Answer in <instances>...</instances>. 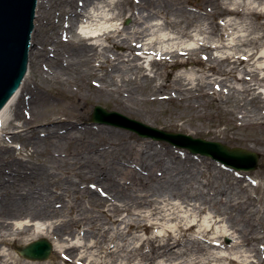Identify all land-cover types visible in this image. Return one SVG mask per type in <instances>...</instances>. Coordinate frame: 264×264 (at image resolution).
Instances as JSON below:
<instances>
[{"label":"bare ground","instance_id":"bare-ground-1","mask_svg":"<svg viewBox=\"0 0 264 264\" xmlns=\"http://www.w3.org/2000/svg\"><path fill=\"white\" fill-rule=\"evenodd\" d=\"M233 1L237 6L246 2ZM129 2L134 5L132 9H138V14L129 9L133 27L119 29L111 24L87 28L81 33L76 31L80 19L88 26L112 23L126 11L123 1L37 0L35 27L56 31L37 41L34 59L48 65H43L46 70L39 74L40 79L71 85L80 97L87 85L91 96L108 95L120 107L134 110L137 103L156 100L139 98L143 93L142 78L154 80V76L139 73L144 70L141 60L152 53L176 59L188 51L221 47L204 40H197L195 47H183L176 41L185 34L183 28H178L175 36L161 34L168 26L179 25V21L171 20L169 13L156 7L152 0ZM182 3L173 5L178 7ZM55 8L63 12L62 22L54 19L55 15L51 17ZM154 17L161 22L149 23ZM116 46L123 51L113 50ZM262 58L264 54H258L257 60ZM28 64L22 86L12 92L0 109V148L7 149L6 157L0 154V264H48L49 261H24L9 249L6 252L1 248L41 237L57 238L52 242L55 256L67 264H264V215L256 223L251 220L256 212L250 208L245 214L250 229L234 223L218 229L224 220L233 218L232 210L245 212L250 206L245 196L235 190L242 183L239 173L230 176L216 170L211 180L185 183L177 171L190 166L178 164L182 162L175 155L179 148L164 149L173 159L170 164L160 160L154 142L143 138L133 142L120 140L112 128L82 124L83 115H73L75 122L57 115L47 118L45 124L34 123L46 97L33 76L26 81ZM260 69L264 70V65ZM183 79L184 74L177 77L179 82ZM170 86L171 81L166 79L157 90ZM175 89L181 93L184 87L180 84ZM148 116L151 117L149 113ZM11 128L15 130L10 131ZM17 137L24 138L25 146L32 148L26 159L15 155L9 147ZM65 146L69 148L63 150ZM209 167L205 165V172L210 173ZM53 168H72L83 182L73 180L71 186L58 187L51 177ZM63 200L68 211L66 219L59 218L57 208ZM188 208L194 216L212 210L209 224L204 226L195 218L183 226V218L178 214ZM121 210L135 214L136 218H118L117 212ZM166 218L178 222L175 228L146 237L138 234L160 227L159 220ZM13 219L22 221L15 223ZM148 219L150 223H146ZM110 224H116L117 242L109 235ZM188 232L198 233L187 237ZM64 233L70 237L63 236ZM89 237L92 240L88 244L85 239ZM223 237L232 241L226 244ZM76 238L83 240L74 243Z\"/></svg>","mask_w":264,"mask_h":264},{"label":"rangeland","instance_id":"rangeland-1","mask_svg":"<svg viewBox=\"0 0 264 264\" xmlns=\"http://www.w3.org/2000/svg\"><path fill=\"white\" fill-rule=\"evenodd\" d=\"M122 1L127 9L114 22L88 26V23H83L84 19H80L77 23L76 31L82 33L87 31V28L96 29L111 24L119 29L133 27L131 11H136L138 14V9H132L134 5L129 0ZM152 1L164 13L168 12L171 20L180 22L179 25H172L163 29L161 34L175 36L176 30L181 27L185 34L176 41L181 42L183 47H195L197 40H204L221 47L211 50L188 51L186 54L176 57V59L171 57L160 58L154 53L148 55L140 61V64L144 66V70L139 73L154 76V80L148 82L145 78H142L141 91L143 93L139 98L147 96V98L156 100L137 103L136 106L134 105V110H131L120 107L111 96H91L87 85L84 87L83 92L85 97H80L71 85L56 84L54 81L40 79L39 74L45 71L46 69L44 70V68L48 67V65L45 66L44 61H36L34 59L35 48L31 46L33 69H31V63H29L26 81H30V77L33 76L42 94L46 97V102L41 106L40 115L34 123L38 125H41V123L45 124L47 118L57 115L75 122L77 119L72 117L73 115H83L82 124L92 127L112 128L117 132V136L121 138L120 140L124 139L133 142L136 138H143L154 142V146L160 151L158 154L160 160L170 164L173 163V159L164 153L166 147L172 151L175 149L168 142L140 136L119 126L92 121L91 113L93 107L99 105L107 110H114L129 118L162 130L220 141L230 147L254 150L260 155L258 167L254 170L239 171L220 166L216 160L204 155L190 153L183 147H176L180 150L175 153L182 161L178 163L180 166H190V169L183 168L177 171L180 172L181 180L185 183L201 184V182L211 180L212 174L216 173V170H220L230 176H234L236 173L241 175L242 183L239 187L236 186L235 190L239 191L241 196H245L250 206L245 208V212L240 209L232 210L234 215L232 219H228L224 215L225 219L228 220H224V223H221L218 229L223 230L228 223L238 224L250 229V225L245 222V214L249 212L250 208L256 212V217L253 216L252 221L257 223V219L264 215V70L260 69V66L264 65V58L257 60L258 54H264V0H246L245 5L241 6H237L233 0ZM179 2L183 3L178 5V7L173 5V3ZM130 8L132 10H129ZM53 12L51 17L55 15L54 19L61 20V22L65 19L63 12L57 8ZM160 22L161 19L159 17H154L149 23ZM36 30L38 37L33 35L36 42L46 33L50 35L56 34L54 29L42 30L39 25ZM224 44L225 46H222ZM165 45L168 46V44ZM161 47L162 45H157V48ZM113 50L122 52L123 48L116 46L113 47ZM252 52L254 54L250 56ZM180 74H184L186 79L179 82L177 77ZM166 79L171 81L170 87L172 88L166 87L158 91L157 86L166 81ZM180 84L184 87L181 93L175 89L178 86L180 87ZM147 112L151 117L148 116ZM14 122L19 123L20 119H14ZM9 130L14 131L15 129L11 128ZM25 145L26 141L24 138L17 137L10 142L9 147L14 150L15 155H20L26 159L32 148ZM66 148H69V146L63 147V150ZM6 150L3 147L0 148V154L4 157H6ZM41 158L44 159L43 156ZM85 162L89 163L88 160ZM205 165L210 166V173L205 172ZM50 171L52 179L58 182V187L71 186L70 183L73 180L75 182H83V179L73 173L72 168H53ZM201 189H204V187L201 186ZM64 202L65 200L58 202L57 208L59 209V218L66 219L68 215L65 216V214L68 211L62 205ZM173 202L179 203L180 200L173 199ZM82 206L84 207V204ZM178 215L183 218V226L187 221L195 218L200 219V223L205 226L209 224L208 221L213 212L206 209L205 213L194 216L191 213V209L188 208L187 210L183 209ZM117 217L132 219L136 218V215H128L126 211L121 210L117 212ZM21 221V219L12 220L15 223ZM159 221L160 227L150 229L147 232L141 231L138 234L145 237L152 236L163 232L165 228L173 229L178 223L170 218ZM150 222L151 219L146 221V223ZM259 226L256 225L258 228ZM109 227V235L114 238L116 224H110ZM196 233L198 232H188L186 236L193 237ZM133 234H136V232ZM63 236L70 237L66 233ZM56 239L54 237L49 240L52 243L53 241L56 242ZM78 239L76 238L74 243H79L83 240ZM91 240L92 238L89 237L85 239V242L89 244ZM114 240L116 242L119 241L116 238ZM221 240L226 244L232 241L227 237H223ZM31 241H25L23 244L19 243L11 247L2 245L1 248L5 251L9 249L17 258L27 261L28 259L18 254L15 247L25 245ZM55 252L53 247L49 258L40 261H49L48 264L53 261L57 264H67L64 260L56 258ZM91 252H95V249L91 250ZM75 259L77 258H73L74 261Z\"/></svg>","mask_w":264,"mask_h":264},{"label":"water","instance_id":"water-1","mask_svg":"<svg viewBox=\"0 0 264 264\" xmlns=\"http://www.w3.org/2000/svg\"><path fill=\"white\" fill-rule=\"evenodd\" d=\"M36 1L0 0V109L12 92L22 86L27 64L31 63L33 69L29 41L30 46L37 47L33 36L38 37L35 23L33 29ZM91 118L94 121L134 131L140 136L165 140L171 145L185 147L191 153L209 156L234 169L254 170L258 165L259 156L255 151L161 130L99 105L93 107ZM16 250L23 257L43 260L49 257L52 245L47 239L40 238L25 246H17Z\"/></svg>","mask_w":264,"mask_h":264}]
</instances>
